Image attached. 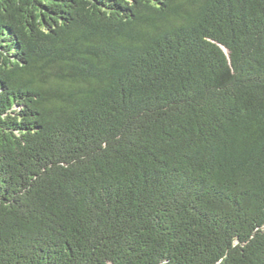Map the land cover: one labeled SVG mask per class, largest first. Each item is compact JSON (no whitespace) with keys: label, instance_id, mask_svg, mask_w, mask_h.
I'll use <instances>...</instances> for the list:
<instances>
[{"label":"trees","instance_id":"16d2710c","mask_svg":"<svg viewBox=\"0 0 264 264\" xmlns=\"http://www.w3.org/2000/svg\"><path fill=\"white\" fill-rule=\"evenodd\" d=\"M0 264H264V0H0Z\"/></svg>","mask_w":264,"mask_h":264}]
</instances>
